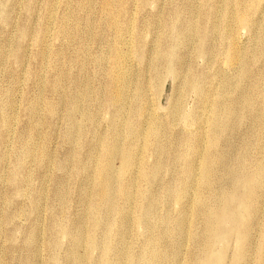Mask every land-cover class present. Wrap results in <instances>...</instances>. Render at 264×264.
Wrapping results in <instances>:
<instances>
[{
    "label": "rangeland",
    "instance_id": "1",
    "mask_svg": "<svg viewBox=\"0 0 264 264\" xmlns=\"http://www.w3.org/2000/svg\"><path fill=\"white\" fill-rule=\"evenodd\" d=\"M238 1L0 0V264H74L77 240L85 244L80 250L86 255L83 264L149 263L148 241L153 251L155 245L156 252L166 257L161 264H184L196 256L194 252L202 254L192 239L204 228L195 205L198 187L193 178L183 183L188 171L203 168L193 152L198 138L194 129L200 123L195 120L210 122L217 108L222 118H228V110L237 113L229 119V131L217 147V154L226 160L216 172L220 186L233 184L229 176L238 170L236 160L241 154L246 155L250 171L258 166L264 174V140L259 139L264 119V57L258 53L264 4L245 0V10L250 9L245 27ZM222 11L235 14L230 36L227 24L218 16ZM189 30L199 39L189 38ZM119 51L127 64L121 72L111 62ZM137 51L141 55L135 54ZM172 53L176 56L173 60ZM185 71L197 79L200 92L187 89ZM116 76L123 77L122 81L129 78L123 81H127L124 93L128 101L123 107L114 101L116 83L112 79ZM227 81L232 86L231 81L236 83L230 93H222L221 85ZM248 98L253 108L246 106ZM180 106L182 112L178 113ZM204 110L210 111L206 117H202ZM6 117L10 128L2 123ZM203 125L209 127L208 123ZM27 142L33 154L22 157ZM116 142L119 153L111 157L113 171H121L123 154L130 152L134 165L125 179L137 180L149 190V198L133 187L129 190L132 196L125 219L131 222L124 239L119 236L124 230V203L118 194L114 197L112 235L107 237L92 225V210L102 190L101 171L109 159L107 149ZM159 145L165 147L164 153L159 152ZM43 150L48 157L43 156ZM207 151L201 154L207 156ZM181 152L183 158L173 163ZM157 164L161 168L155 178L138 177L141 169L151 172ZM251 186L252 213L233 210L235 237L219 235L213 239L207 248L209 264H235L246 252L243 264H264V183L257 180ZM177 189L182 192L181 200L180 196L176 200V195L167 198L169 190L175 193ZM148 210L149 226L145 221ZM238 225L250 232L244 248L239 245L242 234L237 233ZM224 229L221 226V232ZM90 239L96 243L93 252L87 247ZM179 239L184 243L178 253L175 245Z\"/></svg>",
    "mask_w": 264,
    "mask_h": 264
},
{
    "label": "bare ground",
    "instance_id": "2",
    "mask_svg": "<svg viewBox=\"0 0 264 264\" xmlns=\"http://www.w3.org/2000/svg\"><path fill=\"white\" fill-rule=\"evenodd\" d=\"M254 1H256L257 3H259V4H264V0H254ZM221 2V1H220ZM248 2V1H247ZM256 3V4H257ZM245 4H246V1L245 0H239L238 1V7H237V9L239 8V12H241V18H240V21L241 22H243L242 24H243V26H248L249 25V20H250V18H249V13H248V11L250 10H245ZM249 4V3H248ZM218 5V4H217ZM249 6V5H248ZM257 6V5H256ZM264 6V5H263ZM226 7V6H225ZM261 7V6H260ZM254 8H256L255 6H254ZM220 9V8H219ZM225 9V8H224ZM253 9V8H252ZM211 10V9H210ZM216 10V9H215ZM262 10V9H261ZM260 10V11H261ZM216 11H218L219 12V10H216ZM232 12H233V10H231ZM223 12V11H222ZM253 12H256V11H253ZM252 12V15L251 16H253L254 15V13ZM221 13V12H220ZM261 13H262V11H261ZM259 15H261L260 13H258ZM264 14V13H263ZM217 14H215V15H213V16H216ZM194 16V15H193ZM218 16H220L219 18L223 21V22H225L226 24H227V26H228V29H227V32L226 33H228L227 35H229L230 36V33H232V30H231V24L232 23H234V19H235V14L232 16L230 13H228V11H225V12H223L222 14H220L219 15V13H218ZM217 16V17H218ZM256 16V15H255ZM262 16V15H261ZM256 17H258V16H256ZM260 17V16H259ZM255 18V17H254ZM251 19H253V17H251ZM258 19V18H257ZM260 19H261V17H260ZM179 21V20H178ZM259 21V20H258ZM213 22V21H212ZM250 22H252V21H250ZM254 22V21H253ZM262 22V21H261ZM260 22V23H261ZM180 23V22H179ZM208 23V22H207ZM256 23V22H255ZM258 23V22H257ZM257 23H256V26H257ZM116 24H118V23H116ZM177 24V23H176ZM181 24V23H180ZM194 24H196L195 22H194ZM206 25V27H207V24H205ZM233 25V24H232ZM258 25H259V23H258ZM264 25V24H263ZM193 26V25H192ZM254 26V25H253ZM217 27V26H216ZM258 27V26H257ZM256 27V28H257ZM125 28V27H124ZM192 28V27H191ZM208 28V27H207ZM214 28H215V26H214ZM251 28H253V27H251ZM256 28H253V29H256ZM176 29V28H175ZM216 29H218V28H216ZM88 30V29H87ZM199 31V30H198ZM253 31V30H252ZM91 32V31H90ZM178 32V31H177ZM186 32V31H185ZM187 32H189V33H187V36L189 37V38H192V39H199V36L197 37V38H194L195 36H196V34L194 33V31L193 30H189V31H187ZM209 32V31H208ZM214 32H215V30H214ZM254 32V31H253ZM180 33V32H179ZM182 33V32H181ZM211 32H209V34H210ZM217 32H215V34H216ZM119 34H120V32H119ZM220 34V33H219ZM255 34V33H254ZM257 34V33H256ZM88 35V34H87ZM216 35H218V34H216ZM124 36V35H123ZM208 36V35H207ZM225 36H226V34H225ZM259 36V35H258ZM182 37V36H181ZM211 37V36H210ZM213 37V36H212ZM216 37V36H215ZM255 37H257V36H255ZM188 38V39H189ZM225 38H227V37H225ZM260 38H261V40H259V41H261L260 42V47H259V50H258V53H259V55L260 56H262V57H264V43H263V39H264V28H261V32H260ZM253 39H255V38H253ZM256 39H258V38H256ZM255 39V40H256ZM181 40V43H183V38L182 39H180ZM186 40V39H185ZM254 40V41H255ZM191 42H193L192 40L190 41V44H191ZM201 42V41H200ZM215 42V41H214ZM256 42V41H255ZM187 43H189V42H187ZM186 43V44H187ZM204 43V42H203ZM217 43V42H216ZM215 43V44H216ZM238 43V42H237ZM185 44V45H186ZM256 44V43H255ZM262 44V45H261ZM168 45V44H167ZM166 45V49L168 48V46ZM182 45H184V43L182 44ZM210 45H211V43H210ZM218 45H220L219 43H218ZM232 45H234V43H232ZM253 45V44H252ZM189 46H191V45H189ZM257 46V45H256ZM187 47V46H186ZM218 47V46H217ZM244 47V46H243ZM242 47V48H243ZM170 48H171V45H170ZM190 49H191V47H189ZM201 48V47H200ZM199 48V49H200ZM206 48V47H205ZM216 48V47H215ZM238 48H240V47H238ZM252 48V47H251ZM209 49V48H208ZM201 50H203V48L201 49ZM239 50V49H238ZM237 50V51H238ZM171 51V50H170ZM181 51V50H180ZM183 51H184V49H183ZM208 51V50H207ZM169 52V51H168ZM196 52V51H195ZM251 52H252V50H251ZM136 53H139L140 55H141V53H140V51H137V52H135V54ZM191 53V52H190ZM160 54H163V53H160ZM196 54V53H195ZM209 54V53H208ZM207 54V55H208ZM213 54V53H212ZM244 54V53H243ZM192 55V54H191ZM199 55L200 56H202V53H201V51H200V53H199ZM237 55H239V54H237ZM164 56H165V53H164ZM163 56V57H164ZM170 56H171V60H173L176 56L174 55V53H172V54H170ZM181 56V55H180ZM210 56H212V55H210ZM241 57H243L242 56V54L240 55ZM255 56V55H254ZM123 57H126L123 53H122V51H119L117 54H116V56H114L111 60V62H112V65H113V67L116 69V71H122L124 68H125V65H127V64H125L124 65V61H123ZM134 57V56H133ZM135 57H137V56H135ZM145 57V56H144ZM157 57V56H156ZM162 57V56H161ZM208 57V56H207ZM213 57H214V55H213ZM229 57V56H228ZM239 57V56H238ZM256 57V56H255ZM153 58V57H152ZM209 58V57H208ZM208 58H207V61H208ZM234 58H235V55H234ZM233 58V59H234ZM257 58V57H256ZM95 59V58H94ZM147 59H149V58H147ZM161 59H163V58H161ZM160 59V60H161ZM179 59V58H178ZM195 59H196V57H195ZM210 59H211V57H210ZM237 59V58H236ZM240 59V58H239ZM242 59V58H241ZM253 59H254V57H253ZM151 60V59H150ZM152 60H156V59H152ZM164 60H165V58H164ZM176 60V59H175ZM192 60V59H191ZM228 60H230V58L228 59ZM231 60H232V57H231ZM230 60V61H231ZM248 60V59H247ZM148 61V60H147ZM182 61V60H181ZM234 61V60H233ZM259 61H261V60H259ZM258 61V62H259ZM97 62V61H96ZM149 62V61H148ZM159 62V61H158ZM179 62H180V59H179ZM208 62H212V60H210V61H208ZM229 62V61H228ZM240 62V61H239ZM258 62H255V64L256 63H258ZM98 63V62H97ZM100 63V62H99ZM147 63V62H146ZM164 63H166V62H164ZM187 63V62H186ZM189 63V62H188ZM192 64L194 63V61L193 62H191ZM83 64V63H82ZM87 64V63H86ZM149 64V63H148ZM158 64V63H157ZM178 64V63H177ZM176 64V65H177ZM182 64V63H181ZM194 64H197V63H194ZM206 64H208V63H206ZM233 64H235V63H233ZM237 64V63H236ZM150 65V64H149ZM175 65V64H174ZM173 65V66H174ZM209 65H210V63H209ZM212 65H213V63H212ZM215 65H217V64H215ZM157 66V65H156ZM181 66V65H180ZM206 66V65H205ZM238 66H239V64H238ZM154 67V66H153ZM168 67H170V66H168ZM175 67V66H174ZM191 67V66H190ZM194 67H196V65L194 66ZM204 67V66H203ZM208 67V66H207ZM207 67H205V68H207ZM217 67V66H216ZM219 67V66H218ZM256 67V66H255ZM149 68H151V67H149ZM205 68H203L204 69V71H205ZM211 68V67H210ZM209 68V69H210ZM235 68V67H234ZM185 69H186V67H185ZM184 69V70H185ZM208 69V68H207ZM215 69V68H214ZM236 69V68H235ZM240 69V68H239ZM151 70V69H150ZM160 70V69H159ZM183 70V71H184ZM187 70V69H186ZM202 70V69H201ZM212 70V69H211ZM217 70V69H216ZM224 70V69H223ZM115 71V70H114ZM152 71H155V70H152ZM158 71V70H157ZM191 71V70H190ZM198 71V70H197ZM207 71H209V70H207ZM215 71V70H214ZM213 71V72H214ZM129 72V71H128ZM200 72V71H199ZM220 72V71H219ZM227 72V71H226ZM228 72H230V71H228ZM259 72V71H258ZM115 73V72H114ZM155 73V72H154ZM194 73V72H193ZM205 73H207V72H205ZM208 73H210V72H208ZM212 73V72H211ZM210 73V74H211ZM250 72H248V74H249ZM116 74V73H115ZM122 74V73H121ZM178 74V73H177ZM196 74V73H195ZM217 74V73H216ZM215 73H214V75H216ZM225 74V73H224ZM224 74H221V75H224ZM118 75H120V73H118ZM182 75V74H181ZM202 75L204 76L205 74H203L202 73ZM214 75H212V76H214ZM219 75V74H218ZM217 75V76H218ZM230 75V74H229ZM228 75V76H229ZM241 75V74H240ZM122 76V75H121ZM183 76L185 77L184 79H186L185 81H186V83H187V89L188 90H194V91H196V92H200V86H199V84H198V82H197V79H195L192 75H191V73L189 72V71H185L184 73H183ZM198 76H200V75H198ZM203 76H200V78L201 77H203ZM207 76V75H206ZM220 76V75H219ZM180 77V76H179ZM182 77V76H181ZM216 77V76H215ZM237 77H239V79H240V76H237ZM121 78H123V77H121ZM120 78V76H116V79H115V77H113V79L112 80H114L115 81V83H116V88H115V104H116V106H122L123 107V104L124 103H126V102H128V101H126V99H125V90L124 89H126L125 88V83H127V81H128V79H126L125 78V76H124V78L127 80L125 83L123 82V81H125V79H123V81H122V79ZM204 78V77H203ZM219 78V77H218ZM223 78V77H222ZM225 78V77H224ZM229 78V77H228ZM262 78V77H261ZM234 79V78H233ZM225 80V79H224ZM237 80H238V78H237ZM135 81V80H134ZM133 81V82H134ZM179 81H181L180 79H179ZM178 81V83H180L181 84V82H179ZM212 81V80H211ZM215 81H216V79H215ZM132 81H130V83H133ZM135 82H137V81H135ZM134 82V83H135ZM177 82V81H176ZM219 82V81H218ZM232 82V84H234L235 85V83L236 82H234L233 83V81H231ZM256 82V81H255ZM56 83V82H55ZM134 83L132 84V85H134ZM183 83V82H182ZM201 83H202V81H201ZM205 83V82H204ZM223 83V82H222ZM184 84V83H183ZM238 85H239V83H237ZM136 85V84H135ZM213 85V84H212ZM233 85V86H234ZM58 86V85H57ZM127 86L129 87V85L127 84ZM202 86V85H201ZM221 86H223V92L222 93H224V92H226V93H230V91L232 90V88H233V86L231 85V83L229 82L228 83V81L227 82H224L223 83V85H221ZM183 87L185 88V85H183ZM204 87V86H203ZM203 87L201 88L202 90H203ZM129 88H132V87H129ZM134 88H136V86L134 87ZM212 88V87H211ZM257 88V87H256ZM137 89V88H136ZM143 89V88H142ZM205 89V88H204ZM210 88H208V90H209ZM262 89V88H261ZM128 90V89H127ZM136 91V90H135ZM144 91V90H143ZM142 91V92H143ZM260 91V90H259ZM183 92V91H182ZM202 92V91H201ZM205 92V91H204ZM210 92V91H209ZM262 92V91H261ZM255 93V92H254ZM136 93H134V95H135ZM137 94H139V92H137ZM182 94H184V92L182 93ZM79 95V94H78ZM144 95V94H143ZM205 95H207L206 94V92H205ZM205 95H203V96H205ZM145 96V95H144ZM181 96V95H180ZM183 96H185V95H183ZM134 97V96H133ZM136 97V96H135ZM261 97V96H260ZM259 97V98H260ZM137 98V97H136ZM145 98V97H144ZM184 98V97H183ZM202 98H205V97H202ZM207 98V97H206ZM209 98V97H208ZM208 98H207V100H208ZM132 99V98H131ZM130 99V100H131ZM262 99L264 100V93H263V96H262ZM201 100H203V99H201ZM260 100V99H259ZM199 101V100H198ZM197 101V102H198ZM247 104H246V106L247 107H250L251 105V98H248L247 100ZM245 101V102H246ZM111 102H113V101H111ZM205 102V101H204ZM3 103V102H2ZM5 103V102H4ZM114 103V102H113ZM252 103H254V102H252ZM5 104H7V102L5 103ZM35 104V103H34ZM128 104V103H127ZM126 104V105H127ZM203 104V103H202ZM226 104V103H225ZM0 105H2L3 106V104H1L0 103ZM48 105H50V104H48ZM179 105V104H178ZM181 105V104H180ZM197 105H198V103H197ZM204 105V104H203ZM202 105V106H203ZM4 106H6V105H4ZM115 106V107H116ZM200 106H201V103H200ZM7 107V106H6ZM32 107V106H31ZM127 107V106H126ZM199 107V106H198ZM205 107V106H204ZM0 108H1V106H0ZM8 108V107H7ZM48 107H46V109H47ZM52 108L53 107H51L50 109H51V112H52ZM142 108H144V107H142ZM246 108V107H245ZM250 108H253V106L252 107H250ZM264 108V107H263ZM127 109V108H126ZM126 109L124 110V111H126ZM200 107H199V111H200ZM219 111H220V109L219 108H217ZM217 109H214L215 110V112L214 111H212V112H214V114L212 115V117L211 116H209V117H211V120H210V122H209V120L207 121H204L203 119H205V118H203L202 119V122L200 121L201 120V118H199V119H197V118H195V119H197V120H195V121H198V122H200V123H198V125L196 126V129H194V131L196 130L197 132H198V138H197V145L196 146H193L192 148L194 149L193 150V152H194V157H196L197 159H198V161H200L202 164H203V168L201 169V170H196V171H194V170H190V171H185V172H187L185 175H184V178H185V181L183 182L184 184L186 183V181L188 180V179H191V178H193L192 179V181L197 185V187H198V190L196 191V192H194V196H195V205H196V207L200 210V215H201V220L204 222V228H203V232L202 231H200V232H196L193 236H192V239H193V241H194V244L196 245V247L198 248V247H200L201 249H202V254L199 252V251H196V250H198V249H196L195 251L196 252H194V253H196V256H195V254L193 255V256H195V257H193V258H190V259H188V261H186L184 264H209L210 263V261L206 258V256H207V248L209 247V244H212V242H213V239H215V238H217L219 235H221V236H223V237H225V238H228V237H235L234 236V234H233V222L235 221V216H234V213H233V210H234V212L235 213H239V214H243V213H250L251 212V210L253 209V205L251 204V202H250V195H251V190H250V187H252L251 186V184L253 183V181H259V182H262V184L264 183V174H262V172H261V170L259 169V167L258 166H256L255 168H254V170L253 171H250L247 167H246V163L248 162L247 161V157H246V155H243V154H241L240 156H237V160H236V162H237V164H238V170L235 172V173H232L230 176H229V178L233 181V184L231 185L230 184V186L229 187H227V186H223L222 187V185L220 186L219 184H218V182H217V174H216V172L219 170V169H221L222 167H223V164H224V161H226L223 157L224 156H221V155H218L217 154V147H218V145H219V141H220V138L224 135V134H226V133H228V131H229V128H228V125H229V119L231 118V117H235L236 115H237V113H235L233 110H228L227 111V113L225 114V117L226 116H228V118H222V117H220V114H219V111L217 110ZM242 109V108H241ZM248 109V108H247ZM246 109V110H247ZM0 110H2V109H0ZM129 110V109H128ZM140 110V109H139ZM178 110V109H177ZM176 110V111H177ZM212 110V109H211ZM252 110V109H251ZM4 111H6L5 110V108H4ZM121 111H123V110H121ZM199 111H197V112H199ZM205 111V110H204ZM241 111V110H240ZM34 112H37V111H34ZM33 112V113H34ZM135 112V111H134ZM139 112H141V111H139ZM181 113L182 112V106H180V108H179V110H178V113ZM252 112V111H251ZM138 113V112H137ZM201 113V112H200ZM242 113V112H241ZM249 113V112H248ZM1 114H2V112H1ZM4 114H6V113H4ZM121 114H123V113H121ZM140 114V113H139ZM198 114V113H197ZM207 114L209 115L210 114V111H205V112H203L202 113V117H206L207 116ZM240 114V113H239ZM3 115V114H2ZM35 115H36V113H35ZM68 115V114H67ZM138 115V114H137ZM141 115V114H140ZM223 115V114H222ZM7 116V115H6ZM121 116H123V115H121ZM3 117V116H2ZM146 117V116H145ZM195 117H197V116H195ZM199 117H201V116H199ZM65 118H66V116H65ZM149 118V117H148ZM147 118V119H148ZM241 118H244V116L243 117H241ZM2 119V118H1ZM207 119H208V117H207ZM72 120V119H71ZM241 120V119H240ZM263 121H262V124H261V133H260V135H259V139L260 140H264V119H262ZM7 121H8V119H7V117L6 118H4V120H3V122L2 123H4V126H6L7 125ZM242 121V120H241ZM155 122V121H154ZM231 122H232V120H231ZM243 122V121H242ZM8 123H10V122H8ZM155 123H158V122H155ZM204 123H208L209 124V127H204ZM131 126H132V123L130 124ZM8 126V125H7ZM144 126V125H143ZM9 127V126H8ZM130 127V126H129ZM10 128V127H9ZM132 128V127H131ZM4 129V128H3ZM153 129H155V128H153ZM7 130H8V128H7ZM31 130V129H30ZM158 130V129H157ZM190 130V129H189ZM6 131V130H5ZM117 131V130H116ZM115 131V132H116ZM140 131V130H139ZM144 131V130H143ZM154 131H156V130H154ZM33 132V131H32ZM132 132V131H131ZM152 132V131H151ZM135 133V132H134ZM137 133V132H136ZM141 133V132H140ZM157 133H158V131L157 132H155V134L157 135ZM195 133V132H194ZM148 134V133H147ZM71 135V134H70ZM73 135V134H72ZM71 135V136H72ZM120 135V134H119ZM137 135H139V134H137ZM141 135V134H140ZM150 135V134H149ZM152 135H154L153 133H152ZM73 136H75V134L73 135ZM77 136V135H76ZM121 136V135H120ZM136 136V135H135ZM78 137V136H77ZM139 137V136H138ZM33 138V137H32ZM69 138H70V136H69ZM75 138V137H74ZM121 138V137H120ZM136 138V137H135ZM117 139V138H116ZM66 140V139H65ZM70 140V139H69ZM135 140V139H134ZM71 141H72V139H71ZM117 141V140H116ZM132 142V141H131ZM158 143V142H157ZM136 144V143H135ZM202 144H204V146H202ZM220 144H222V143H220ZM118 145H117V142L114 144V146L112 147V148H110V149H107V153H108V155H109V159L106 161V163L103 165V168H102V170L103 171H101V173H102V178H103V180H102V183H101V185H102V190L100 191V194H99V197H98V199L96 200V201H98L97 202V204H96V206L93 208V229L94 230H100L104 235H106L107 237H109V236H111L112 235V232H113V230H112V228L110 229V225L112 224V225H114L115 224V218H114V216H113V212L115 211V206H114V200H115V196H116V194H118V195H120L121 197H122V199H123V203H124V206L122 207V210H121V212H122V218H123V225H124V230L123 231H121L120 232V234H119V236H121L120 237V239H124L125 237H126V235H127V227H128V225L130 224V222H131V220H128V219H125V216H126V214H127V205H128V203H129V200H130V198H131V196H132V193L129 191L132 187L134 188V189H136V191L139 193V194H141L142 196H144V197H147V198H149V190L148 189H145V188H143L144 186H142V185H140L138 182H137V180L136 181H126V179H125V175H126V173L132 168V159L133 158H131V155H130V152H128V153H126L125 152V154H123L124 155V163H123V166H122V169H121V171L119 170V172H115V171H113V169H112V161H111V157H114L115 158V156L119 153V149H118V147H117ZM135 146V145H134ZM45 147V146H44ZM129 147H131V146H129ZM136 147V146H135ZM223 146H221V148H222ZM47 148V147H46ZM108 148V147H107ZM206 148L208 149V151H207V156H204V155H202L201 153H202V151L204 150V151H206ZM220 148V149H221ZM134 149V148H133ZM157 149V148H156ZM21 150V149H20ZM158 150H159V152H161V153H164L165 152V147L163 146V145H159V147H158ZM35 151H36V149H35ZM20 152V151H19ZM22 152V151H21ZM183 152V151H182ZM181 152V153H182ZM124 153V152H123ZM173 153H174V151H173ZM33 154V152H32V149H31V146H30V143L29 142H27V144H25V147H24V151H23V153L21 154V156L23 157V156H31ZM47 153H45V151L43 150V156L45 157V156H47L46 155ZM167 154V153H166ZM170 154V153H169ZM175 154V153H174ZM49 155V154H48ZM183 153L182 154H177V156L174 158V160H173V163L175 162H177L179 159L181 160L183 157ZM192 155V154H191ZM40 156H42L41 154H40ZM167 156V155H166ZM165 156V157H166ZM171 156H173V155H171ZM48 157V156H47ZM35 158V157H34ZM39 158V157H38ZM108 158V157H107ZM159 159H160V157H159ZM19 160V159H18ZM23 160V159H22ZM161 160V159H160ZM165 161V160H164ZM40 162V161H39ZM43 162V161H42ZM180 162V161H179ZM178 162V163H179ZM45 163H46V161H45ZM171 163V162H170ZM169 164V163H168ZM133 165H134V163H133ZM175 166V165H174ZM169 167H171V166H169L168 165V168ZM176 167V166H175ZM178 167V166H177ZM117 168V167H116ZM160 168H161V166H160V164H157V165H155V167H153V169L152 170H150L151 172H149V171H146V169L144 168V169H141V171H140V173L138 174V177L139 178H142V179H145V180H149V178H155L156 177V175H157V172H158V170H160ZM170 169H172V168H170ZM189 170V169H188ZM161 172V171H160ZM159 172V173H160ZM195 172H197V173H200L201 175L200 176H198ZM100 177V176H99ZM227 176H225V178H226ZM99 180V179H98ZM219 181V180H218ZM106 184V185H105ZM185 189V188H184ZM183 189V190H184ZM183 190H181V191H183ZM255 190V189H254ZM173 192L171 191V190H169L167 193H166V195H167V198H172V197H174L175 195V199L176 200H178V197L180 196V200H181V196H182V192H179V189H177V190H175V193H173ZM191 194H193V192H190V195ZM215 200H217V205H216V203L214 204V202H215ZM232 208H234V209H232ZM154 210H152V212H153ZM147 212V214H145V221L147 222L148 221V226H149V218H151V215L149 214V210L148 211H146ZM252 213V212H251ZM251 218V217H250ZM252 221V220H251ZM238 222H240V223H242V224H244V225H247L248 226V223H246V222H243V221H239L238 220ZM252 223V222H251ZM185 224H186V221H184L183 222V224H182V227L183 226H185ZM232 224V226H231V229H232V231L230 232V229L228 228V227H230V225ZM251 225V224H250ZM221 226H224L225 227V229L221 232ZM227 227V228H226ZM249 227V226H248ZM252 227V226H251ZM186 232V231H185ZM237 233H240V234H242V236H240L239 238H241V241H240V244L239 245H241L242 246V244H245L247 241H249V239H250V232L249 231H247L246 232V229H242V226L241 225H238V228H237ZM118 236V237H119ZM78 242L76 243V247H77V251H76V254H75V256H76V258H75V262H74V264H83V260L84 259H86V255H84V254H82V253H80V250H82L83 248H85L84 246H85V244H84V242H83V240H81V241H79V240H77ZM184 242H183V240L182 239H179L177 242H176V245H175V249L177 250V252L179 253L180 252V248H181V246H182V244H183ZM152 244V243H151ZM246 244H248V243H246ZM245 244V245H246ZM146 245H147V248H146V250L147 251H150V253H151V255L149 256V258L147 259V262H149V263H146V262H142V261H134L132 264H161V261L163 260V259H165L166 257L161 253V252H156V246L154 245V247H155V251H153L152 250V245H149V241L146 243ZM145 245V246H146ZM244 245V246H245ZM244 246H242V248H244ZM75 247V248H76ZM87 247H88V249H90V252H93L94 250H95V248H96V243H95V241L93 240V239H90L89 240V242H87ZM247 247V246H246ZM245 247V248H246ZM248 251V250H247ZM78 252V253H77ZM246 252V251H245ZM245 254V253H244ZM244 254L242 253V254H240V257H239V259H237V261H236V263L235 264H243V262H244ZM246 254H247V252H246ZM245 254V255H246ZM249 257V256H248ZM249 259V258H248ZM220 260H223V254H220ZM245 263V262H244Z\"/></svg>",
    "mask_w": 264,
    "mask_h": 264
}]
</instances>
